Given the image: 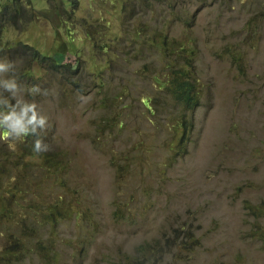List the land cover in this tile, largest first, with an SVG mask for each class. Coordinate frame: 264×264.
<instances>
[{
    "label": "rangeland",
    "instance_id": "1",
    "mask_svg": "<svg viewBox=\"0 0 264 264\" xmlns=\"http://www.w3.org/2000/svg\"><path fill=\"white\" fill-rule=\"evenodd\" d=\"M61 1L20 0L30 18L0 34V50L7 45L0 59L23 65L21 53L13 52L18 40L31 41L48 55L65 48L55 8ZM180 1L188 9H200L199 0ZM205 2L193 30L175 24L169 30L178 40L193 38L191 71L203 94L195 124L182 144L170 99L156 97L144 68L149 64V71H156L147 52L141 62L133 57L122 60L118 48L104 58L94 57L77 24L71 29L84 59L76 75L82 90L67 91L58 80L44 77L47 64L32 70L34 78L44 77L38 84L45 91L35 97L26 93V98L34 99L48 117L49 126L40 138L50 150L37 155L32 141L24 139L10 147L0 140V160L10 172L9 182L22 172L18 164H29L33 172L27 177L31 180L20 179L22 193L9 207L19 216L15 223L8 218L0 221V250L9 232L21 231L17 221L22 217L34 230L22 238L19 250L31 252L18 264H134L142 250L146 264H264V244L253 235L257 230L264 233V216L256 220L251 213V206L264 210V18L251 23L264 11V0ZM117 6L112 0H80L78 15L104 17L118 34ZM0 14L2 25L6 18L2 8ZM254 27L259 38L250 41L247 30ZM232 53L243 57L242 66ZM66 58L76 60L69 54ZM108 117L114 119L111 128L106 127ZM114 147L123 153L119 181L109 165ZM48 153L57 154L59 165L47 163L52 158ZM10 185L4 179V186ZM12 197L0 195V208L2 199ZM61 197L71 202L72 211L41 226L31 204L46 208ZM181 226L195 231L190 241L198 243L195 251L182 244L172 249L175 239L169 240L170 247L168 239H162L172 227ZM185 239L186 234L178 241ZM155 241H162L164 258L162 246L158 252L142 246Z\"/></svg>",
    "mask_w": 264,
    "mask_h": 264
},
{
    "label": "trees",
    "instance_id": "2",
    "mask_svg": "<svg viewBox=\"0 0 264 264\" xmlns=\"http://www.w3.org/2000/svg\"><path fill=\"white\" fill-rule=\"evenodd\" d=\"M199 1L201 2L200 9L192 10L191 8H186L184 3L180 0H112L113 3L116 2L118 4L117 9H114L115 16H118L119 20V33L113 34V27L104 17L93 19L90 13L88 16L80 17L78 15L80 0H62L55 8L56 12L60 13L58 29L60 35L61 31L65 35L66 39H63L61 36L62 39L65 40V48L62 50L58 48L54 53L48 55L38 49L31 41L18 40L16 43L18 47L15 46L13 52L18 50L21 53V62L23 61V65L21 64L16 67L17 78L21 84L26 86L38 84L44 77L50 78V80L53 78L54 80H58L59 83L66 85L68 87L67 91H75V88L79 90L81 85L76 75L80 73L84 59H82L76 49L75 38L72 36L71 29L72 26L77 27L78 24V26H81L85 31L86 39L89 42L91 53L94 57L104 58V54L113 48L119 49L120 57L124 61L133 57L136 59L135 62H141V56L145 52L149 54V59L152 61V65L156 67V71L151 73L149 71V64H144V68L150 73L151 83L153 87L157 89L156 97L159 98L160 95H165L170 99L174 110L175 126L183 133V138L180 143L182 144L187 140L188 130L193 128L195 124L194 116L202 106L203 94L201 90L199 91L196 89L195 78L191 71L193 67L191 57L194 56L196 51L195 47L190 46V42L193 38H190L189 35L183 38V40H178V38L170 36L169 30L174 24L175 26L183 27L185 31L193 30L198 13L207 6L205 1L210 2L211 0ZM1 2L2 0H0V3ZM68 7H70V10H67ZM0 8L5 12L6 17L4 21H1L0 34L2 32L5 33V30L9 28L14 30V25L25 23L30 18V10L25 9L26 11H23L24 8L20 0H8L7 4H1ZM2 16L3 14H0V20ZM261 17L264 18V11H262L258 17L252 18L251 23L254 24L255 21ZM257 31L258 29H256V27L247 30L250 41L258 40ZM1 37L0 35V39ZM124 47H130V49L124 50ZM6 48L7 45H4L0 52H6ZM12 48L13 47L9 48V51H12ZM68 54L76 58L74 63L66 61V56ZM232 58L236 64L242 66L241 62L243 57L232 53ZM168 61L172 62L168 63ZM45 64H47L46 75L44 77L38 76L34 78L32 70L35 66L40 65L41 67ZM136 71L141 74L145 72V70L138 71V69ZM146 73L144 76L145 78ZM81 75L83 76V72ZM5 96H7V94H5ZM122 97L125 99V95ZM144 101L145 98L143 97L142 102L147 106V102ZM113 120L112 117L111 119L109 118V121L106 122L107 128L113 126ZM33 139L34 137L31 136L25 138V140H28L27 142L33 141ZM109 152L113 155L109 165L119 181V168H122L119 166V154L123 156V153L117 151L115 147L110 149ZM48 154L52 155V158L47 155L46 158H51L47 163L56 162L59 165V161L55 159V155L57 154ZM17 164L18 162L16 165ZM2 165L0 160V195L5 196L9 193L13 195V197L2 199L4 206L0 208V221L1 219L8 218L9 223H15V219L19 216H17L15 212L16 209L14 211V209L9 207L19 199L17 193H22V181L31 180V178L27 177L31 176L32 169L29 164H18L17 167H22V172L17 174V177L10 178L9 182L6 177L10 176V172L7 174V168L2 167ZM22 178L23 180L21 181L20 179ZM4 179L7 181V185L11 183L10 187L4 186ZM31 205L41 226L64 217L65 214L72 211V204L67 201L66 197H61L55 204L46 208H43V205L39 202ZM115 207L114 216L117 218L119 217V199L115 203ZM251 213L256 220L264 216V210L260 206H251ZM22 214L27 215L28 211L22 212ZM17 222L21 224V231L16 227L17 232L11 231L4 237L7 243H2L3 247L0 250V264H18L31 252V248L29 247V249L26 250L27 254L22 252L19 250V245L23 242L22 238L30 236L34 230L26 225V221L23 217ZM184 226H186V224H184ZM184 226L176 229L172 227L169 234L166 232L167 237H163L162 239H168L166 242L168 247L171 246L169 240L175 239L172 242V249L182 244L183 248L187 249L189 252H193L198 246V243H190V241L194 239L193 236H195V231L190 228H185ZM187 229L188 231H186ZM172 230H174V232H172ZM185 234L187 235V239H185L183 243H179L178 239ZM173 235H175V237H172ZM253 235L257 236V240L264 244V233H260V231L257 230ZM30 242L32 244V240H30ZM162 244V241H155L145 242L142 246L144 248L149 247V251L156 250L158 252V247H161ZM41 246L40 243H37L38 248H43ZM163 249L164 245L160 249L161 258H164L165 254ZM142 252L146 254L144 250H142ZM144 254L136 256L134 258V264H146ZM4 260L6 263H4ZM112 264L118 263L114 262Z\"/></svg>",
    "mask_w": 264,
    "mask_h": 264
},
{
    "label": "clouds",
    "instance_id": "3",
    "mask_svg": "<svg viewBox=\"0 0 264 264\" xmlns=\"http://www.w3.org/2000/svg\"><path fill=\"white\" fill-rule=\"evenodd\" d=\"M16 67L17 61L0 59V140L12 147L26 137H34L32 150L39 155L50 150V146L40 138L41 132L48 128L49 120L34 99L26 98V93L35 97L45 90L38 84H21Z\"/></svg>",
    "mask_w": 264,
    "mask_h": 264
}]
</instances>
